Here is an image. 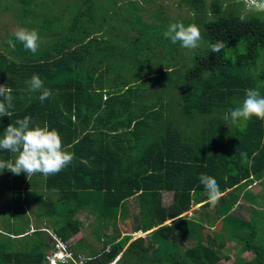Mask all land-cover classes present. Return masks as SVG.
<instances>
[{"label":"trees","instance_id":"1","mask_svg":"<svg viewBox=\"0 0 264 264\" xmlns=\"http://www.w3.org/2000/svg\"><path fill=\"white\" fill-rule=\"evenodd\" d=\"M16 1L13 17L37 30L42 43L34 54L19 42L0 51V85L12 89L14 105L0 116V138L9 124L29 116L33 125L56 129L75 154L58 174L28 180L47 189L33 197L43 202L37 213L50 229L67 240L81 226L77 212L93 213L91 233L104 245L86 254L91 264H226L220 261L229 257L226 239L235 243L228 264H264V119L253 117L244 127L224 119L247 89L264 96V61L251 71L264 47V11L243 12L242 0H176L190 16L171 20L157 5L147 20L143 4L156 0H70L65 10L47 15L34 0ZM174 22L201 30L200 46L186 49V56L179 42L163 36ZM217 41L225 47L213 54L209 45ZM34 74L52 90L43 102L28 90ZM0 156L14 159L3 150ZM6 173L14 184L23 178ZM201 174L219 184L215 207ZM255 179L261 192L246 188ZM162 190L172 191L167 205ZM52 192L58 193L53 203ZM129 197L138 207L132 230H150L128 240L129 234L119 238L115 220L128 216L123 201ZM239 197L255 205L246 219L230 213ZM191 206L197 210L188 214ZM215 221L217 229L203 234ZM9 226L0 230V264H42L53 246L48 232L35 227L19 236L27 223L14 219ZM73 247L68 242L76 253ZM244 250L252 256L240 255Z\"/></svg>","mask_w":264,"mask_h":264},{"label":"clouds","instance_id":"2","mask_svg":"<svg viewBox=\"0 0 264 264\" xmlns=\"http://www.w3.org/2000/svg\"><path fill=\"white\" fill-rule=\"evenodd\" d=\"M247 7L249 10L264 11V0H251ZM239 19L244 21L246 17L241 15ZM12 36L14 39H8L6 43L13 50L16 48V42H19L25 50L34 54L42 43L35 29L21 27L14 31ZM163 36L173 44L179 42L181 47L189 50L198 48L202 40L199 26L196 24L185 25L182 22L171 23ZM224 47L225 44L222 41L209 45L210 52L213 54L220 53ZM26 83L30 92L40 93L38 99L41 102L52 96V90L45 87L43 80L38 75L34 74ZM11 92L12 89L8 86L0 85V98H2L0 99V116H9V109L14 107ZM104 97L105 95L102 94V98ZM253 117L264 119V96L255 88L247 89L242 103L234 109H230L224 119L230 120L233 125L242 122L241 127H244L247 121ZM31 123V117L25 116L23 119L16 120L15 124H9L4 130V135L0 138V150L12 153L14 159L0 160V173L8 170L14 175L23 172L28 179L36 174L47 178L50 175L58 174L74 160L75 154L64 147L62 138L56 129H50L47 123H44L42 127L39 125L30 126ZM254 155H258V153H254ZM199 181L207 191L209 204L215 207L222 196L217 180L207 174H201ZM34 228L31 227V230ZM42 229L46 231L45 227ZM65 241L67 242V240ZM50 243L52 244L51 238ZM79 251L77 250L76 253H79L84 264H91L88 262L90 257ZM66 261L74 264L71 260ZM58 262L64 261L57 259L55 264ZM112 263L110 261L107 264Z\"/></svg>","mask_w":264,"mask_h":264},{"label":"rangeland","instance_id":"3","mask_svg":"<svg viewBox=\"0 0 264 264\" xmlns=\"http://www.w3.org/2000/svg\"><path fill=\"white\" fill-rule=\"evenodd\" d=\"M35 1V8H40L44 11V13L49 14L51 12L52 14L59 12L65 7L66 5H69L71 3L70 0H34ZM106 2L107 0H103ZM209 1V0H206ZM236 1V0H232ZM242 6L240 7V10L245 12L249 8L247 7V4L251 3V0H242ZM105 4L103 2H100V7L104 6ZM145 6V10L142 11V17L144 19L149 20L150 19V11H154L156 9L157 5H160L162 15L169 18L174 19L177 16L180 17H187L190 16V11L187 9L186 5L184 3L178 4L176 0H156L151 6H148L146 4H143ZM20 8V4L16 0H0V51H3L4 53L6 49H8V44L6 41L10 39L9 34L16 31L18 28L24 27L22 23H20L17 19H15L13 16V12L16 14V10ZM122 6L117 7V13H121ZM123 12V11H122ZM118 15V14H117ZM41 15L38 17L36 16L35 19L39 20L41 19ZM122 16L118 15L117 18ZM129 20V15L127 17ZM35 22V21H34ZM53 25V23L51 24ZM125 26V24L123 23ZM25 28V27H24ZM122 29V28H121ZM133 30H131L132 32ZM158 49V47H157ZM185 56H186V49H185ZM227 54L230 53L229 50L226 51ZM7 55V54H6ZM9 55V54H8ZM10 56V55H9ZM9 56L6 59H9ZM14 58V57H13ZM16 60V58H14ZM264 61V47L260 50L259 57L257 60L256 67L254 69H251L252 72L257 71L260 69V65ZM177 73H181L182 70H175ZM124 73V70L121 66V72L120 74ZM157 81H160V78H157ZM3 119V118H1ZM242 123V122H241ZM241 123H238L239 126H241ZM37 125V124H36ZM31 124L30 126H36ZM0 160H4L0 156ZM13 160V159H12ZM7 170H4L2 173H0V230L9 228V221L11 220H18V223H26L28 219H30L31 215H35L36 209L41 208L42 203L40 200L33 197V195L37 192H40L39 187L42 184H27L28 187H30V192H27V189L23 187V184L16 183L14 184L13 181H10L8 176L6 175ZM24 188V189H23ZM42 188L44 191H47L45 187L42 185ZM247 189L251 190L252 192H258L260 191L261 185L258 183L257 179L253 180L252 182L248 183L246 186ZM261 192V191H260ZM53 193V192H52ZM161 202L163 205H167L171 201V195L172 191L162 190L161 191ZM12 196H16V200L12 202L11 198ZM58 193H53V200L52 203L55 202L54 198H57ZM61 197L58 201H61ZM264 200H262L263 202ZM125 202V210L127 217L124 216L118 217L115 220L116 230L120 237L126 236V234H129L128 240L137 236V235H144L145 231L140 230H132V225L136 222L137 218V203L134 197H129L123 201ZM239 204V205H238ZM253 203L250 201L239 197L237 203L233 204L232 209L230 210V213L241 217L243 219H246L251 215V208ZM192 208H196V206H191L187 211L188 214L195 213L197 209L193 211ZM37 209V210H39ZM58 210V209H57ZM59 219L62 218V216H58ZM77 217L79 218V221H81V226L78 231L74 232L69 236L67 239V242H70L71 246L74 245L81 254H93L97 251H99L100 247L104 245L102 242V238L97 240L93 233H91V230L93 228V225H91V219L93 217V213H89L86 211H79L77 212ZM40 220L37 221V226L41 227L42 225H45L46 229L50 230V227L48 226V221L44 222L43 216L39 217ZM57 222V221H56ZM89 222V223H88ZM216 222V223H215ZM214 225H209V227H204L202 229L203 234L211 233L212 230L217 229L219 221H215ZM31 223V225L36 226L34 224V221L28 222ZM204 226H208L206 223ZM29 227V226H28ZM30 228V227H29ZM93 229H96L94 227ZM264 232V230H262ZM47 233V231H45ZM48 235V233H47ZM256 237V236H255ZM258 237V236H257ZM51 238V237H50ZM80 238V241L77 244H74L73 241ZM262 241L264 240V234L262 236ZM52 240V238H51ZM227 240V242H226ZM224 244V247L226 248V252L229 254L228 258H220V261L223 263H230L232 261L233 257V251L235 249L234 242L232 240L226 239ZM73 247V249H75ZM107 248L108 245H105ZM48 251V250H47ZM240 255L250 258L252 256L251 252L249 250L241 251Z\"/></svg>","mask_w":264,"mask_h":264},{"label":"built area","instance_id":"4","mask_svg":"<svg viewBox=\"0 0 264 264\" xmlns=\"http://www.w3.org/2000/svg\"><path fill=\"white\" fill-rule=\"evenodd\" d=\"M46 231L52 238L53 246L45 252L42 264H55L57 259L61 261L71 260L74 264H84L79 253H73V251L68 248V243L65 240L51 229H46Z\"/></svg>","mask_w":264,"mask_h":264},{"label":"crops","instance_id":"5","mask_svg":"<svg viewBox=\"0 0 264 264\" xmlns=\"http://www.w3.org/2000/svg\"><path fill=\"white\" fill-rule=\"evenodd\" d=\"M102 94H104V95H107V91L106 90H103L102 91ZM71 118H73V115L71 116ZM88 125H83V129L84 128H86ZM7 172H9V171H7ZM6 175L8 176V178L10 179V181H11V178H10V175H8L7 173H6ZM20 175H23V178H22V180H19L20 181V183L19 184H23V187L25 188V189H27L28 190V188L27 187H25V184H29L28 183V180L29 179H37V178H42V175H40V174H36V175H33V176H31L29 179L27 178V176L26 175H24V174H19V175H16L17 177H19ZM37 184H43V182L42 181H40L39 183H37ZM23 188V189H24ZM30 188V187H29ZM36 188H39L40 189V191L41 190H43V188H42V185H40L39 187H36ZM27 192H30V190H28ZM34 196V195H33ZM36 199H38V200H40L39 198H37V197H35ZM37 209H39V208H37ZM36 209V212H35V215H31V217H30V219H28L27 221H26V223H27V226H29V227H27V229L26 230H24L23 231V233H17L16 235H29L30 233H31V227L33 228V227H38L37 226V221L38 220H40L39 219V217L40 216H43V219H44V215H42V213H37V212H39V210H37ZM31 221H34V224H36V226H33V225H31V223H28V222H31ZM43 226V225H42ZM40 227V228H43V227ZM31 230V231H30ZM10 236H14V234H12V233H10Z\"/></svg>","mask_w":264,"mask_h":264},{"label":"water","instance_id":"6","mask_svg":"<svg viewBox=\"0 0 264 264\" xmlns=\"http://www.w3.org/2000/svg\"><path fill=\"white\" fill-rule=\"evenodd\" d=\"M150 230V229H149ZM149 230H147V231H149ZM146 232V231H145Z\"/></svg>","mask_w":264,"mask_h":264}]
</instances>
